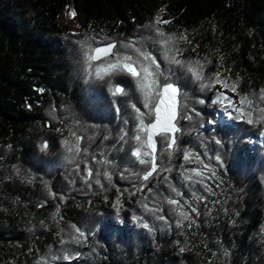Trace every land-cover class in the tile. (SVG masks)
Instances as JSON below:
<instances>
[{"label":"trees","instance_id":"1","mask_svg":"<svg viewBox=\"0 0 264 264\" xmlns=\"http://www.w3.org/2000/svg\"><path fill=\"white\" fill-rule=\"evenodd\" d=\"M66 8L76 12L79 33L58 25ZM156 16L170 22L155 25ZM155 27L175 38L181 59L199 60L206 76L221 71L229 83L238 80V92L255 94L258 100L264 89V0H0V264H37L41 257L70 253L73 260L49 264H264V137L259 135L264 125L213 116L216 105L198 103L212 92L181 81L187 85L181 102L201 113L181 121L183 146L192 148L204 140L223 160V167L216 169L219 187L213 183L211 193L199 184L180 189L190 203L193 191L205 197L193 203L201 215L190 213L195 220L191 227L188 221L183 229L164 227L137 203L145 195L149 207L155 203L147 188L130 195L134 177L121 178L129 162L128 147L121 149L119 140L126 113H116L105 81L86 74L83 51L88 45L78 42L95 47L98 41L92 38L107 37L118 46L136 40L156 47L148 39ZM182 35L187 40H180ZM120 79L144 111L134 83L115 78ZM226 94L238 100L231 91ZM127 115H135L130 104ZM213 118L214 131L200 129L203 136L198 139L194 129L202 123L209 128L207 121ZM134 122L130 120L127 129ZM73 132L81 137V154L69 161L63 141L75 144ZM213 136L222 141V148ZM45 142L48 147L42 151ZM195 150L204 152L203 147ZM92 156L112 164L94 163ZM84 161L93 167V180L96 169L112 173L111 184L101 176L107 190L91 180V188L84 183ZM182 162L179 156L172 161ZM168 175L179 188L175 167L171 174H154L148 187ZM117 189L123 193L119 214L113 207ZM160 189L173 195L164 185ZM141 214L156 226L154 231L133 218ZM165 214L171 216L170 223L178 218ZM73 224L85 232L87 242L61 244L75 234ZM76 252L81 255L75 257Z\"/></svg>","mask_w":264,"mask_h":264},{"label":"snow or ice","instance_id":"2","mask_svg":"<svg viewBox=\"0 0 264 264\" xmlns=\"http://www.w3.org/2000/svg\"><path fill=\"white\" fill-rule=\"evenodd\" d=\"M71 18H75L76 12L70 14ZM170 21L163 19L160 16L154 18V24H167ZM155 35L149 37L152 45L146 46L144 43H138L136 40H129L127 42L119 43L105 38L95 37L93 40L98 41L95 47L88 44V41H80L82 46L87 44L88 47L83 51V65L84 71L89 77L105 81L108 85L110 92V103L115 109L117 114L123 110L126 113V118L123 119L125 126L119 134V140L123 141L121 149L125 146L128 147L129 162L125 168L120 172L121 178H127L126 174L134 177L132 187L135 190L130 193L134 195L136 191L143 193L147 188V193L151 194L155 203L149 207L150 201L145 195L144 200L138 201L141 203L145 213L151 214L154 220L162 221L163 226L168 229H183L185 221H188V226L191 227L195 220L191 214L195 216L201 215L198 207L193 206L195 200H203L205 197L198 196L196 191L192 192L193 203L184 200V193L181 188L190 187L194 188L195 185H201L205 192L211 193V185L215 183L219 187V176L217 175V168L223 167V160L219 152L215 149H209L207 142L201 140L200 145L186 148L183 146L181 121H191L193 116L199 117L200 111L195 107L189 108L181 100L186 96L182 89L187 85L182 84L181 81L194 83L197 90L200 92H212V96L203 97L198 100L199 104H204L208 100L211 104L217 106V112L213 114H223L232 121H242L248 125H264V106H260V102H264V89L260 90L259 97L255 94H240L238 92V80L229 83L228 77H223L221 71H216L214 74L208 76L204 73L205 65L199 60L186 61L181 59L182 50L175 46L174 37L168 36L159 27L154 28ZM180 40H187V36L182 35ZM191 43V41H188ZM195 51V48H193ZM94 61L99 63L95 66ZM116 77H127L134 83L136 92L140 94L143 99L142 108L138 107L140 100L136 99L134 95H130L128 85L123 79L115 80ZM223 77V78H222ZM219 85V87H217ZM231 91L234 95L238 96V100H234L232 96L226 93ZM123 97L124 99H121ZM135 102H132L134 101ZM133 109L135 115H127V107ZM255 114V115H254ZM130 120L135 121L131 129H127ZM216 120L210 119L207 121L209 128L200 124L199 128L194 129L199 137L203 136L200 129L214 131L210 126L214 125ZM75 137V144L68 140L63 141L65 150L69 155L66 157L69 161L74 160L81 154L80 140L81 137L77 136L75 132L71 133ZM259 135L264 137V127H261ZM216 145L223 147L222 141L215 136L211 137ZM48 147L47 142L41 146L43 151ZM203 147L204 152L200 153L195 149ZM85 155L88 150L83 149ZM211 152V155H209ZM179 156L182 158V163L173 165L174 157ZM201 156L204 158L202 159ZM134 158V159H133ZM94 163L104 165H111L112 161L104 158L97 161L95 156H92ZM159 161V163H158ZM196 163L199 167L187 168L186 164ZM214 162V165H213ZM84 172L81 178L89 188L93 186L89 181L99 185L101 189L107 190L105 185L101 183V176L111 184L112 173L107 168L101 172L99 169L95 171V178L93 180V167H89L87 161H84ZM136 165L141 167L137 168ZM174 167L180 180L177 184L172 183L175 177L170 175L164 176L162 180L152 187H148L147 182L156 177H159L161 172L171 174ZM77 174H80V164L76 165ZM160 185H164L171 194L165 195L160 189ZM118 195L115 199L113 207L117 214L123 207L121 203L122 192L117 189ZM55 197V193H51ZM63 200V196L60 197ZM172 206L165 209L163 204ZM187 209V210H185ZM59 206H57V212ZM175 214L177 219L171 220L170 215L165 212ZM210 211V209H209ZM238 215V213H237ZM137 220L140 227L154 231L155 225L145 218L143 214L133 217ZM74 231L70 241L60 240L61 244L75 243L83 244L87 242V235L83 230L71 225ZM260 231L264 233V226ZM179 234V233H178ZM180 243L179 240L176 241ZM179 251L183 253L184 247H180ZM228 253L225 252V255ZM79 252L74 253L75 257H79ZM215 255V253H213ZM62 259L65 261L73 260V254H67L63 257L51 255L50 257H41L37 264H49V260L55 261Z\"/></svg>","mask_w":264,"mask_h":264},{"label":"rangeland","instance_id":"3","mask_svg":"<svg viewBox=\"0 0 264 264\" xmlns=\"http://www.w3.org/2000/svg\"><path fill=\"white\" fill-rule=\"evenodd\" d=\"M73 12L72 9L70 8H66L60 18L57 20L58 25H60L61 27H63L67 32H71L72 34H76L79 33L80 28L78 25V22L76 20V16L75 18H71L70 17V13Z\"/></svg>","mask_w":264,"mask_h":264},{"label":"water","instance_id":"4","mask_svg":"<svg viewBox=\"0 0 264 264\" xmlns=\"http://www.w3.org/2000/svg\"><path fill=\"white\" fill-rule=\"evenodd\" d=\"M94 62H98V61H94Z\"/></svg>","mask_w":264,"mask_h":264}]
</instances>
